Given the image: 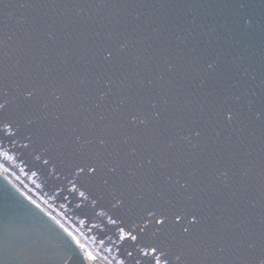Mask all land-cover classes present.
Listing matches in <instances>:
<instances>
[{
  "label": "water",
  "instance_id": "obj_1",
  "mask_svg": "<svg viewBox=\"0 0 264 264\" xmlns=\"http://www.w3.org/2000/svg\"><path fill=\"white\" fill-rule=\"evenodd\" d=\"M0 105V264H264V0H0Z\"/></svg>",
  "mask_w": 264,
  "mask_h": 264
},
{
  "label": "bare ground",
  "instance_id": "obj_2",
  "mask_svg": "<svg viewBox=\"0 0 264 264\" xmlns=\"http://www.w3.org/2000/svg\"><path fill=\"white\" fill-rule=\"evenodd\" d=\"M40 202V201H39ZM43 207L53 216H55L57 219H59L62 223V225L64 226L67 234L69 235V233H71L72 238L75 237V245L79 248V250L81 251V257L84 260L85 264H102L101 261L99 260V258L90 251V249L86 246V244L84 243V241L82 240V238L80 237V235L75 231V229L72 227H70L66 222H64L63 220H61L58 216L54 215L51 210L49 209V207L45 204H43L42 202H40ZM78 242V243H77ZM82 246V247H81ZM86 252H90L95 259L94 260H89L87 258V256L85 255Z\"/></svg>",
  "mask_w": 264,
  "mask_h": 264
},
{
  "label": "snow or ice",
  "instance_id": "obj_3",
  "mask_svg": "<svg viewBox=\"0 0 264 264\" xmlns=\"http://www.w3.org/2000/svg\"><path fill=\"white\" fill-rule=\"evenodd\" d=\"M0 107H2V105H0ZM0 132H3V134H5V135L8 134L6 128H5V129H0ZM5 158H7V157H5ZM37 207H38V205H37ZM69 235H71V233H69ZM121 239H122V240H123V239H126V237L123 235V230H121ZM131 239H132V240H136V237H135V236H131ZM73 240H75V237H73ZM77 243H78V242H77ZM81 247H82V246H81ZM153 252H155V249H153ZM85 255L87 256V258H88L89 260H94V259H95V257H94L90 252H86ZM157 264H159V261H157Z\"/></svg>",
  "mask_w": 264,
  "mask_h": 264
}]
</instances>
